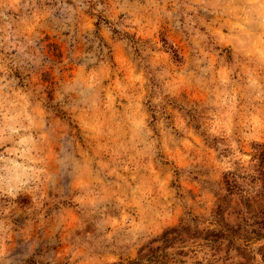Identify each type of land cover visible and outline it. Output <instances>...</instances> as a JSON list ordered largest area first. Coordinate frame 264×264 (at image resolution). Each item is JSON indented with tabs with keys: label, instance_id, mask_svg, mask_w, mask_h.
<instances>
[{
	"label": "rangeland",
	"instance_id": "1",
	"mask_svg": "<svg viewBox=\"0 0 264 264\" xmlns=\"http://www.w3.org/2000/svg\"><path fill=\"white\" fill-rule=\"evenodd\" d=\"M262 204L264 0H0V264H128L181 225L174 264H264Z\"/></svg>",
	"mask_w": 264,
	"mask_h": 264
},
{
	"label": "trees",
	"instance_id": "2",
	"mask_svg": "<svg viewBox=\"0 0 264 264\" xmlns=\"http://www.w3.org/2000/svg\"><path fill=\"white\" fill-rule=\"evenodd\" d=\"M230 183L232 184L233 187H236V179L233 176L225 180L226 185ZM262 206L263 208H261V210H258V213H260L262 217L259 218L260 221H255L254 224H256V226H258V229L261 230L263 233H260V234L257 233L258 236H256L255 239L264 237V204H262ZM219 208L220 206L217 205L216 213L218 214H219ZM195 218L196 217L193 216V217H189L188 219L194 220ZM243 220L244 219L242 218L241 221ZM235 223L236 224H234L233 226L228 225V224H225L224 226H222L220 225L219 221L216 220L215 222H213L214 227L207 228V229L203 228L200 230V232L196 230L194 233H197V235H194V237L202 235L203 239H208L212 241L211 248L213 249L215 248L214 250H217L215 251L216 253L221 251L222 249L225 251V253H227L229 251L232 241L235 240L234 234L237 233V231L240 230L241 228L238 222H235ZM234 226L237 227L236 230H234L233 228ZM244 229L245 227H243V230ZM188 232H189V229L183 225L165 230L159 237L151 241V243L159 242L160 245H157L155 247L150 246V245L145 246V251H144V248H142L139 251V257L137 259L130 261L128 264H143V261H146L147 264L182 263L181 259H178L177 257H183L186 254L183 250L184 239L182 238V236L183 234H188ZM244 233L245 234H248V233L255 234L256 231L255 230L247 231V229H245ZM226 241H227V244H224V242ZM222 245H224V248ZM169 250H172V251L169 252ZM239 253L240 252H238V254ZM241 254H244V253L241 252Z\"/></svg>",
	"mask_w": 264,
	"mask_h": 264
}]
</instances>
